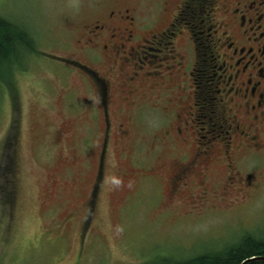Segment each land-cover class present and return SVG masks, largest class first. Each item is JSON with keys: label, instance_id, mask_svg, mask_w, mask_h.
Returning <instances> with one entry per match:
<instances>
[{"label": "rangeland", "instance_id": "rangeland-1", "mask_svg": "<svg viewBox=\"0 0 264 264\" xmlns=\"http://www.w3.org/2000/svg\"><path fill=\"white\" fill-rule=\"evenodd\" d=\"M167 1L0 0V16L28 32L32 44L19 47L0 67V162L11 127L19 129L20 139L10 172L0 175V185L5 180L14 187L12 198L0 192V264H170L221 253L244 234L264 240V155L242 153L237 165L255 169V177L242 193L203 208L178 196L169 203L164 170L154 175L135 168L142 163L138 157L111 163L90 214L82 203L94 169L74 167L75 180H61L70 169L62 167L66 150L56 133L59 122L65 114L85 119L93 112L86 94L90 82L79 70L64 74L71 67L58 57L75 56L73 27L96 8L113 5H137L140 17L150 21L162 15ZM181 80L187 87L186 76ZM150 97L145 94V100ZM114 105L120 111L113 113H135L121 100ZM146 113L139 135L149 142V129L161 118L156 111ZM14 115L23 118L19 127L11 124ZM168 144L166 154L173 151ZM127 169L134 170L124 178Z\"/></svg>", "mask_w": 264, "mask_h": 264}, {"label": "flooded vegetation", "instance_id": "flooded-vegetation-1", "mask_svg": "<svg viewBox=\"0 0 264 264\" xmlns=\"http://www.w3.org/2000/svg\"><path fill=\"white\" fill-rule=\"evenodd\" d=\"M139 11L134 4L96 8L73 27L75 56H58L71 67L64 74L79 70L90 82L93 110L85 119L69 113L59 122L62 167L70 169L61 180H75L74 167L94 169L82 203L90 214L111 163L138 157L135 168L164 170L169 203L178 196L203 208L230 200L255 177V169L237 165L242 153L264 155V0H170L150 21ZM119 100L135 113H113ZM147 110L161 118L151 125L149 142L139 135ZM14 116L11 124L19 127L23 118ZM11 129L1 174L18 149L19 129Z\"/></svg>", "mask_w": 264, "mask_h": 264}, {"label": "trees", "instance_id": "trees-1", "mask_svg": "<svg viewBox=\"0 0 264 264\" xmlns=\"http://www.w3.org/2000/svg\"><path fill=\"white\" fill-rule=\"evenodd\" d=\"M24 50L32 47L31 37L28 32L22 30L11 21L0 16V67L9 63V56H15L18 48ZM22 50V51H24ZM16 53V54H15ZM11 163H4V175H8L11 170ZM1 174V172H0ZM13 175V172H12ZM9 182V179H7ZM11 184V183H10ZM8 185L4 180V184L0 185V192L4 196L12 198L13 185ZM264 256V240H256L249 234H244L241 240L228 247L221 253L201 254L190 259H185L170 264H240L244 259L252 256ZM246 264H264V261H251Z\"/></svg>", "mask_w": 264, "mask_h": 264}, {"label": "water", "instance_id": "water-1", "mask_svg": "<svg viewBox=\"0 0 264 264\" xmlns=\"http://www.w3.org/2000/svg\"><path fill=\"white\" fill-rule=\"evenodd\" d=\"M251 261H264V256L259 255V256L248 257V258L244 259L240 264H246V263L251 262Z\"/></svg>", "mask_w": 264, "mask_h": 264}]
</instances>
